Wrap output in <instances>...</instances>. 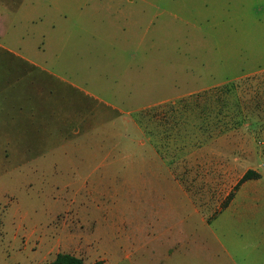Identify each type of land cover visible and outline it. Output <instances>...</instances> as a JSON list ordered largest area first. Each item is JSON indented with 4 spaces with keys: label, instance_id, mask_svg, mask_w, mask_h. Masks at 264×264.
<instances>
[{
    "label": "rangeland",
    "instance_id": "1",
    "mask_svg": "<svg viewBox=\"0 0 264 264\" xmlns=\"http://www.w3.org/2000/svg\"><path fill=\"white\" fill-rule=\"evenodd\" d=\"M3 1L0 264H213L264 172V0Z\"/></svg>",
    "mask_w": 264,
    "mask_h": 264
},
{
    "label": "crops",
    "instance_id": "2",
    "mask_svg": "<svg viewBox=\"0 0 264 264\" xmlns=\"http://www.w3.org/2000/svg\"><path fill=\"white\" fill-rule=\"evenodd\" d=\"M3 2L0 8L7 7ZM252 171L259 177L239 184L226 205L204 221L215 241L208 252L213 264H264V172Z\"/></svg>",
    "mask_w": 264,
    "mask_h": 264
},
{
    "label": "trees",
    "instance_id": "3",
    "mask_svg": "<svg viewBox=\"0 0 264 264\" xmlns=\"http://www.w3.org/2000/svg\"><path fill=\"white\" fill-rule=\"evenodd\" d=\"M259 175L255 173L252 170H247L240 178V180L237 182L236 187L241 184L242 182L248 180L257 178ZM226 205V204H225ZM224 205V206H225ZM52 264H83L82 261L78 258H75L73 256L67 255V254H58Z\"/></svg>",
    "mask_w": 264,
    "mask_h": 264
}]
</instances>
